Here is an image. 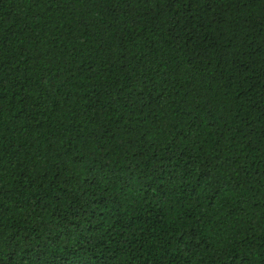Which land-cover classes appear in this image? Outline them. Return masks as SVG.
Here are the masks:
<instances>
[{"label":"trees","instance_id":"1","mask_svg":"<svg viewBox=\"0 0 264 264\" xmlns=\"http://www.w3.org/2000/svg\"><path fill=\"white\" fill-rule=\"evenodd\" d=\"M0 264H264V0H0Z\"/></svg>","mask_w":264,"mask_h":264}]
</instances>
